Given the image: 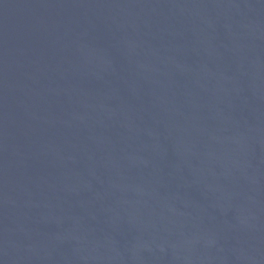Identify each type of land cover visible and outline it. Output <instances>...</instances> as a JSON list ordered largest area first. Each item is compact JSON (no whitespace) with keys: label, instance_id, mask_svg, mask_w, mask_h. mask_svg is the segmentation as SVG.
Listing matches in <instances>:
<instances>
[{"label":"water","instance_id":"95a60500","mask_svg":"<svg viewBox=\"0 0 264 264\" xmlns=\"http://www.w3.org/2000/svg\"><path fill=\"white\" fill-rule=\"evenodd\" d=\"M0 264H264V0H0Z\"/></svg>","mask_w":264,"mask_h":264}]
</instances>
